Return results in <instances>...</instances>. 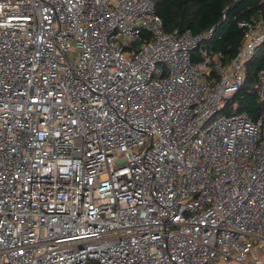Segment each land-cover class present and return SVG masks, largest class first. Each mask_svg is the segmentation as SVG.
<instances>
[{"label": "built area", "instance_id": "1", "mask_svg": "<svg viewBox=\"0 0 264 264\" xmlns=\"http://www.w3.org/2000/svg\"><path fill=\"white\" fill-rule=\"evenodd\" d=\"M237 26L194 60L212 28L154 0H0V264H264V107L226 106L264 16Z\"/></svg>", "mask_w": 264, "mask_h": 264}, {"label": "trees", "instance_id": "2", "mask_svg": "<svg viewBox=\"0 0 264 264\" xmlns=\"http://www.w3.org/2000/svg\"><path fill=\"white\" fill-rule=\"evenodd\" d=\"M165 32L193 34L212 28L210 38L202 41L192 51L194 60L199 59L200 50L216 59L220 53L226 63L237 53L242 41V29L237 26L239 19L264 16V0H154ZM264 66V45L248 62V73L244 82L226 106L236 103L237 111L246 112L255 118L262 110V101L256 94L257 70ZM227 111V108H226Z\"/></svg>", "mask_w": 264, "mask_h": 264}]
</instances>
